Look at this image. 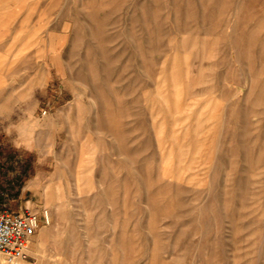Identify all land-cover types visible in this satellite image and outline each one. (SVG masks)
Wrapping results in <instances>:
<instances>
[{"label":"rangeland","instance_id":"1","mask_svg":"<svg viewBox=\"0 0 264 264\" xmlns=\"http://www.w3.org/2000/svg\"><path fill=\"white\" fill-rule=\"evenodd\" d=\"M0 101L13 264H264V0H0Z\"/></svg>","mask_w":264,"mask_h":264},{"label":"built area","instance_id":"2","mask_svg":"<svg viewBox=\"0 0 264 264\" xmlns=\"http://www.w3.org/2000/svg\"><path fill=\"white\" fill-rule=\"evenodd\" d=\"M49 221L48 211L44 212ZM41 215L33 208L22 211L0 210V256L4 263L13 264L28 256L30 237L40 225Z\"/></svg>","mask_w":264,"mask_h":264},{"label":"crops","instance_id":"3","mask_svg":"<svg viewBox=\"0 0 264 264\" xmlns=\"http://www.w3.org/2000/svg\"><path fill=\"white\" fill-rule=\"evenodd\" d=\"M8 104H4V102L0 101V107H6ZM11 109L9 111H13V108L15 106V102L13 100H10V105ZM2 114V112H0ZM9 113V112H8Z\"/></svg>","mask_w":264,"mask_h":264},{"label":"bare ground","instance_id":"4","mask_svg":"<svg viewBox=\"0 0 264 264\" xmlns=\"http://www.w3.org/2000/svg\"><path fill=\"white\" fill-rule=\"evenodd\" d=\"M48 211V210H47Z\"/></svg>","mask_w":264,"mask_h":264}]
</instances>
